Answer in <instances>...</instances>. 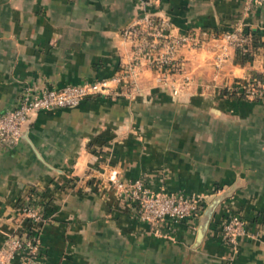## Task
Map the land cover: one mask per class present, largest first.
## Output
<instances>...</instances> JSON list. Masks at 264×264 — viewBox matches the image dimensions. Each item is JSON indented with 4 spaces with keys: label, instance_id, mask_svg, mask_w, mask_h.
Returning a JSON list of instances; mask_svg holds the SVG:
<instances>
[{
    "label": "crops",
    "instance_id": "crops-1",
    "mask_svg": "<svg viewBox=\"0 0 264 264\" xmlns=\"http://www.w3.org/2000/svg\"><path fill=\"white\" fill-rule=\"evenodd\" d=\"M141 11L142 0H0V113L27 88L112 77L131 61L121 30ZM152 11L172 34L194 31L204 42L180 51L188 84L173 95L143 60L135 93L42 110L17 143L0 142V246L36 234L42 264H264V100L230 91L264 73V4L153 0ZM237 27L252 33V57L230 48L216 68L215 37ZM104 171L154 191L200 195L202 210L152 226ZM25 203L40 224L23 220ZM228 212L246 223L235 248L219 236ZM10 264H20L19 254Z\"/></svg>",
    "mask_w": 264,
    "mask_h": 264
},
{
    "label": "built area",
    "instance_id": "built-area-1",
    "mask_svg": "<svg viewBox=\"0 0 264 264\" xmlns=\"http://www.w3.org/2000/svg\"><path fill=\"white\" fill-rule=\"evenodd\" d=\"M248 8L264 4V0H246ZM153 0H142L140 16L121 30V36L132 47L131 61L123 64L116 74L92 82L68 85L62 89H43L40 91L24 89L14 108L0 113V142L9 145L17 143L24 134L27 125L38 112L56 108L76 107L88 97L117 96L136 92L138 67L145 60L160 70L158 80L162 85L171 87L173 95L179 94L189 78L185 74L180 59L183 48L197 49L204 42L196 32L172 34L170 21L152 11ZM217 51L214 66L220 68L228 57V49H235L243 59L252 57L254 37L250 31L239 27L221 33L215 37ZM131 91V92H130ZM230 91L238 93L247 100H264V73L260 77H247L240 85ZM106 180L123 194L134 206L138 219L155 226L159 221H190L202 210V196H186L176 192L154 191L146 187L140 179L128 183L120 182L115 171H104ZM23 220L33 225L40 224L42 215L34 206L24 204L19 209ZM246 223L238 215L228 212L220 228V238L232 248L238 239L246 235ZM19 254L20 264H42L39 260V243L36 234H17L8 238L0 246V264H10Z\"/></svg>",
    "mask_w": 264,
    "mask_h": 264
},
{
    "label": "water",
    "instance_id": "water-1",
    "mask_svg": "<svg viewBox=\"0 0 264 264\" xmlns=\"http://www.w3.org/2000/svg\"><path fill=\"white\" fill-rule=\"evenodd\" d=\"M211 213H212V208L210 207L205 213L204 222L202 223V225L198 229L197 242H199L202 239L203 235H204V232H205L206 227H207V223H208V221H209V219L211 217Z\"/></svg>",
    "mask_w": 264,
    "mask_h": 264
},
{
    "label": "rangeland",
    "instance_id": "rangeland-1",
    "mask_svg": "<svg viewBox=\"0 0 264 264\" xmlns=\"http://www.w3.org/2000/svg\"><path fill=\"white\" fill-rule=\"evenodd\" d=\"M70 178H72V177H68V179H70ZM123 197H124V195H123ZM25 204H27V203H25ZM24 205V204H23ZM28 205V204H27Z\"/></svg>",
    "mask_w": 264,
    "mask_h": 264
},
{
    "label": "trees",
    "instance_id": "trees-1",
    "mask_svg": "<svg viewBox=\"0 0 264 264\" xmlns=\"http://www.w3.org/2000/svg\"><path fill=\"white\" fill-rule=\"evenodd\" d=\"M239 55V54H238ZM243 59V58H242Z\"/></svg>",
    "mask_w": 264,
    "mask_h": 264
}]
</instances>
